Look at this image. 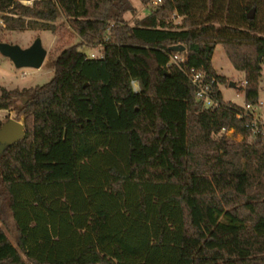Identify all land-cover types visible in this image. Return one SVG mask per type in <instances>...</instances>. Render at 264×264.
<instances>
[{"label":"trees","instance_id":"1","mask_svg":"<svg viewBox=\"0 0 264 264\" xmlns=\"http://www.w3.org/2000/svg\"><path fill=\"white\" fill-rule=\"evenodd\" d=\"M161 1L131 22V0H0L7 30L57 33L63 15L81 39L49 82L2 88L26 134L0 157V264H264V125L236 118L213 65L221 44L245 101L260 100L264 0ZM178 53L219 107L196 98Z\"/></svg>","mask_w":264,"mask_h":264},{"label":"rangeland","instance_id":"2","mask_svg":"<svg viewBox=\"0 0 264 264\" xmlns=\"http://www.w3.org/2000/svg\"><path fill=\"white\" fill-rule=\"evenodd\" d=\"M132 4L137 8L136 13L128 14L127 18L133 22L137 18L145 16L152 8H154L157 3L154 1L150 5H143L139 0H131ZM179 21V19H177ZM57 25L61 28L57 33L49 30L41 29H23V30H7L2 20V14L0 13V42H7L10 44H18L23 48L30 47L36 38L40 37L43 42L44 48L47 50V55L40 68H17L13 61L4 56L0 52V95L2 93V88L14 89V88H24L36 85H42L49 82L55 72L54 63L61 52L70 46L79 44L81 39L72 31V29L66 24V20L63 15H60L57 20ZM81 50L88 53L90 57L94 54L96 57H101L102 47H98L94 50L88 48L87 46L80 47ZM213 65L217 73L225 76L227 83L220 84V90L223 95L224 101H232L237 104H243L245 100L244 92L239 90L237 87L233 88L229 84L234 81L237 86L242 84L245 76L242 72L236 70L231 63L229 57L223 45H217L214 55H213ZM138 87L140 88L139 83ZM138 88V89H139ZM260 100L264 102V64L262 70V76L260 79ZM261 115V120L264 121V110L259 112ZM14 118L24 123L23 117L18 119L14 111L9 115V119ZM4 121L6 120L3 118ZM227 139L230 142H241L244 136L241 133H235L232 135H227ZM252 139V137L250 138ZM221 220H225L224 217ZM14 222H11V227L4 229L10 239L15 242L14 237ZM27 264H29L27 262Z\"/></svg>","mask_w":264,"mask_h":264},{"label":"built area","instance_id":"3","mask_svg":"<svg viewBox=\"0 0 264 264\" xmlns=\"http://www.w3.org/2000/svg\"><path fill=\"white\" fill-rule=\"evenodd\" d=\"M24 4L32 5L34 0H22ZM161 0H154V3L160 4ZM93 57H96L92 54ZM103 54H101L102 56ZM185 55L178 53L172 56V62L177 64L187 75L191 83L196 87V98L203 102L205 108H216L220 106V102L213 96L212 82L205 80V75L196 67L185 66ZM138 81H133V87L136 91H139ZM240 86H246V80L242 81ZM139 88V89H138ZM232 102V101H231ZM241 109L236 113V118L246 121V127L253 133L261 131V125H264V121L261 120L259 112L264 110V102L259 100L257 103H248L244 100V103L240 105ZM11 112L7 110H0V120H3L5 116H9ZM238 132L234 127L223 128L221 134L232 135Z\"/></svg>","mask_w":264,"mask_h":264},{"label":"water","instance_id":"4","mask_svg":"<svg viewBox=\"0 0 264 264\" xmlns=\"http://www.w3.org/2000/svg\"><path fill=\"white\" fill-rule=\"evenodd\" d=\"M255 10L248 13L249 18H253ZM171 51L184 52L186 47L182 44H176L169 47ZM0 52L10 58L17 68H40L47 55V50L43 46L42 39L36 38L30 47L23 48L18 44L0 42ZM231 87L236 88L237 84L231 81ZM26 134V128L23 122L10 118L0 127V157L11 146L18 144Z\"/></svg>","mask_w":264,"mask_h":264},{"label":"crops","instance_id":"5","mask_svg":"<svg viewBox=\"0 0 264 264\" xmlns=\"http://www.w3.org/2000/svg\"><path fill=\"white\" fill-rule=\"evenodd\" d=\"M245 76V75H244ZM240 105V104H239Z\"/></svg>","mask_w":264,"mask_h":264}]
</instances>
